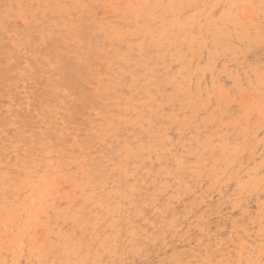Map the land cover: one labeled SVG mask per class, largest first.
Segmentation results:
<instances>
[{"label":"rangeland","instance_id":"374dc122","mask_svg":"<svg viewBox=\"0 0 264 264\" xmlns=\"http://www.w3.org/2000/svg\"><path fill=\"white\" fill-rule=\"evenodd\" d=\"M0 264H264V0H0Z\"/></svg>","mask_w":264,"mask_h":264}]
</instances>
